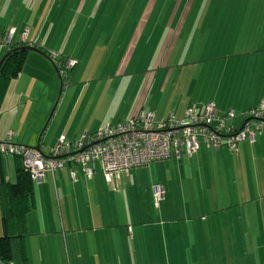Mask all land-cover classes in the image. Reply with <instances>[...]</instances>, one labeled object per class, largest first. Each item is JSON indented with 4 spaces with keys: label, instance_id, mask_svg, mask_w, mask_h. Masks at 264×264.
Returning <instances> with one entry per match:
<instances>
[{
    "label": "crops",
    "instance_id": "crops-1",
    "mask_svg": "<svg viewBox=\"0 0 264 264\" xmlns=\"http://www.w3.org/2000/svg\"><path fill=\"white\" fill-rule=\"evenodd\" d=\"M185 2L189 8L182 10ZM9 29L12 44L36 47L54 63L66 58L76 66L116 67L115 79L125 78L131 65L158 67L145 74L135 99L134 93L121 97L123 109L114 104L116 93L103 97L67 86L40 139L47 157L60 137L92 138L141 111L182 119L188 109L212 104L219 118L232 111L239 130L264 98V0H0V42ZM6 51L0 45V59ZM59 88L49 61L24 52L0 104V142L11 134L12 145L34 147ZM154 93L157 100L147 106ZM201 145L191 158L182 152L130 170L116 189L98 165L91 179L79 166L47 173L33 183V209L6 232L0 213V237H23L25 264H263L262 257L240 252L238 243L245 245L244 228L253 224L250 241H264V130L234 152ZM1 181H15L14 156L0 155ZM155 186L164 189L157 208ZM171 192L183 201L188 193L206 200L184 201L182 215ZM229 226L236 228V246L228 244ZM207 243L218 249L208 250Z\"/></svg>",
    "mask_w": 264,
    "mask_h": 264
},
{
    "label": "built area",
    "instance_id": "built-area-1",
    "mask_svg": "<svg viewBox=\"0 0 264 264\" xmlns=\"http://www.w3.org/2000/svg\"><path fill=\"white\" fill-rule=\"evenodd\" d=\"M14 34L9 30L5 42L8 44ZM26 33L23 34L24 40ZM76 62L68 59L64 66L58 67L59 75L64 78L67 70ZM248 122L241 131L236 130L232 121L234 113L229 111L222 118L214 105H207L202 111L188 109L182 119L169 115L157 119L154 113L141 111L125 123H118L99 130L92 138L68 142L60 137L50 149L49 157L44 158L38 152L10 143L0 142V155L19 156L35 183H41L47 173H53L66 166H79L87 179H91L95 165L101 170L105 183L117 187L122 175L135 168L148 167L154 162L180 157L183 152L191 158L199 148L201 140L208 149L225 147L234 152L239 143H253L264 130V98L255 109L248 112ZM75 169H70L75 179ZM155 204L163 200L164 189L153 188ZM0 264H5L0 261Z\"/></svg>",
    "mask_w": 264,
    "mask_h": 264
},
{
    "label": "rangeland",
    "instance_id": "rangeland-1",
    "mask_svg": "<svg viewBox=\"0 0 264 264\" xmlns=\"http://www.w3.org/2000/svg\"><path fill=\"white\" fill-rule=\"evenodd\" d=\"M189 5L190 4L188 2H185L182 4L181 9L182 10L188 9ZM176 26L177 25L175 24L173 27H176ZM88 52H94V51L89 49ZM94 54H96V53H94ZM149 55L150 56L156 55V50L151 49L149 51ZM148 61L152 62L151 59ZM156 68L158 69V67H156L153 64L152 65H141V66L131 65V66L127 67L125 69V71H123V73H124L123 76H125V78L121 79V77H119L118 79H115L116 67L77 65L73 69L68 71V80H69L68 88L70 90H72L76 86H79L82 89H83V87H85L86 92L96 90V93H101L103 95V97H112L113 94L116 93L117 100L115 101L114 104H115V106H121V108L123 109L124 105H121L119 103V100L121 99V97H123L124 95L129 96L130 94L134 93L133 97L135 99V97L138 95V91L145 84V82L143 81L145 74L155 72L154 70H156ZM142 72H143V74H142ZM135 73H138V74L135 75ZM100 78H102L101 83L98 82V80ZM81 79H82V81L80 82ZM120 80H124V81L120 82ZM88 81H90V83H88ZM84 82H85V84H82ZM125 85H128V87L126 88ZM157 86H156V88H157ZM156 96H157L156 93H154L151 96H149V95L147 96V106L152 105L157 100ZM188 97H190V94L188 95ZM132 102H133V100H132ZM201 144L208 150V148L205 146V144L200 140L199 145H201ZM45 151H47V149H45ZM158 164L159 163H156V165H158ZM140 172H142L143 174L149 175V170H144V171L140 170ZM148 178H149V176L145 177L143 180H146ZM176 180H178V179H176ZM186 186H187L188 190L191 191V187L188 183ZM194 189H195V187L193 188V190ZM170 195H171L172 205L173 204H179L178 209L180 210V213L182 215H183V213H182L181 207L183 208L185 206V203L189 204L190 201H194L195 199H197V200H195V202L197 204H199L201 201L205 202V200H206V195L202 194V193H195V194L188 193L187 197L184 195L185 203L183 201V195L181 193L179 194V193L171 192ZM175 200H177V203H175ZM154 207H156L155 202H154ZM230 211L231 210H228V212H230ZM248 211L249 210H246L245 214L248 213ZM200 213H201V211L198 209L196 214L198 215ZM258 213H259V218H260L261 212L259 211V209H258ZM194 214L189 218L197 216ZM153 215H155L154 212H153ZM188 216H190V215L187 213V217ZM261 217L262 218L264 217V213H262ZM253 226H254V224L251 227H248L246 225V228H244V231L246 233V243L244 246H242L243 243H238V249L242 253L246 252L248 255L253 254L255 257H262V259L264 261V241H262L261 243H255L254 241H250V238H252L255 234V230H253ZM228 228L230 230L229 236L231 238L230 239L231 242L228 244H230L232 246H234V244H235V246H236V243L232 242V240L237 238V234H236V232L231 231L232 229H236V228L233 226H229ZM224 231H225V229H224ZM251 233H252V235H251ZM262 240H264V235L262 236ZM207 249L208 250H217L218 244L217 243H207ZM223 251H226V250H223ZM230 251H232V249ZM255 261H256V258H255ZM252 262L253 263H251V264H256V263H254V260ZM247 264H248V260H247Z\"/></svg>",
    "mask_w": 264,
    "mask_h": 264
},
{
    "label": "trees",
    "instance_id": "trees-1",
    "mask_svg": "<svg viewBox=\"0 0 264 264\" xmlns=\"http://www.w3.org/2000/svg\"><path fill=\"white\" fill-rule=\"evenodd\" d=\"M9 30L6 32L2 41L0 42V45H5L7 47L6 52L19 47L16 44H12L11 42L8 44L5 42ZM41 52L43 55H45L44 51ZM23 53L24 52L13 53L5 60V62L1 67L0 104L9 81L19 70ZM67 60L68 59L66 58H62L54 61L57 68L58 67L62 68ZM69 70H67V75L64 78H62V91L69 84V80H68ZM33 183L34 182L31 179V175L29 171L23 165L22 158L19 156H15V181L13 183L5 182V181L0 182L1 224L3 229H5V232L7 231V228L10 223L21 220L33 209L34 206ZM22 240L23 237L19 235L1 236L0 261L5 264H25L23 262L26 261V256H25Z\"/></svg>",
    "mask_w": 264,
    "mask_h": 264
},
{
    "label": "water",
    "instance_id": "water-1",
    "mask_svg": "<svg viewBox=\"0 0 264 264\" xmlns=\"http://www.w3.org/2000/svg\"><path fill=\"white\" fill-rule=\"evenodd\" d=\"M27 51H32V52L38 53V54L42 55L43 57H45V58L49 61V63L52 65V67H53L54 71L56 72V74L58 75L59 84H60V88H59V91H58L57 99H56V101H55V103H54L53 109L51 110L50 115H49L47 121L45 122L43 128L41 129V131H40V133H39V135H38V138H37V141H36V145H35L34 147H30V148H28V149H30V150H32V151L38 152V153H39L40 155H42L44 158H48V157L42 152V150H41L40 139H41V137H42V135H43V133H44V131H45V129H46V126H47V124H48V122H49V120H50V118H51V116H52V114H53V112H54V109H55V107L57 106V103H58V101H59V98H60V96H61V94H62V79H61V77H60V75H59V70H58L56 64L53 62V59H52V58H49V57H46L45 55H43L42 52H41L40 50H38L36 47H32V46H29V45H22V46H19V47L15 48V49L11 50V51L6 52V53L1 57V59H0V70H1V67H2L3 63L5 62V60H6L9 56H11L13 53H15V52H27ZM246 122H248V120L245 121V123H246ZM245 123H243V125H244ZM243 125L240 127V129H239L238 131H241V130H242Z\"/></svg>",
    "mask_w": 264,
    "mask_h": 264
}]
</instances>
